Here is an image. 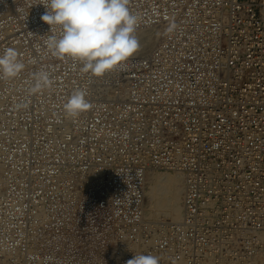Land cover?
Wrapping results in <instances>:
<instances>
[{"label":"built area","instance_id":"1","mask_svg":"<svg viewBox=\"0 0 264 264\" xmlns=\"http://www.w3.org/2000/svg\"><path fill=\"white\" fill-rule=\"evenodd\" d=\"M6 1L10 5L13 4V0ZM22 1L24 2L18 3L16 9L12 11L10 18L13 23L12 27H16L12 37H16L15 35L18 34L22 35L21 38L26 39L31 23L27 24L28 26H24L22 23L28 22L26 17L34 8L35 0L28 4L25 3L26 0ZM140 1L138 0V3L133 5L128 4L130 12L139 17V24L147 25L154 22L164 29L171 28L170 35L164 37L165 50L168 53L161 57L163 61H159L157 67L154 65L155 62L151 55L145 59L129 58L112 70L113 77L111 78L108 76L109 72L99 78L92 76L91 73H84L81 77L88 80L85 98L90 102L91 107L85 111L86 114L81 122L79 133H74L75 131L72 130V135L67 133L63 139H54L56 147L48 148V144L47 146L38 145L34 148L36 154L34 156L31 151L32 143L39 136L34 132H38L43 125L49 122L42 121L43 117L47 115L34 113L35 105L33 106L32 99H30V108L25 110L21 108L20 114L24 118L21 128L27 138L23 148L25 156L21 160L22 166L26 167L23 170L26 174L23 187L25 192L23 193V189H18V186H15V188L12 187L14 191L11 196L7 194L0 198V223L4 221L6 224V226L0 224V250L13 248L18 253L16 256L12 254V258H6L0 253V264H33L32 262H34L32 258L28 257L31 244L30 231L33 228L31 227L33 224L31 191L38 192L37 189H33L36 185L31 180L30 171L34 169L40 178H43L46 171H49L47 181L56 186L59 184L55 182L59 173L65 169L73 171L79 167L87 168L95 165H99L103 169V172L97 177V181L91 187L88 185L83 190L78 188L76 178L70 182L67 178L62 180L59 189L69 187L70 196H72L66 210L68 220L63 226H60L57 224L58 218L54 217L50 225L47 223L45 226L34 228L41 235L50 232L52 236L48 241H41L42 248L45 249L36 253L37 257L41 259L38 264L59 263L54 260L53 255L54 252L56 253L57 247H60L56 242L58 236L53 238V234L59 232V238H62L73 235L71 233L76 230L79 232L103 231L109 226L113 230L114 227H119L121 233L132 236L131 224L134 226V230H143L144 226L139 225V218L136 217L135 212L137 199H139L137 186L141 180V171L143 173L145 169L138 163L141 157L138 154L139 151L131 153V157L130 153L125 154L124 152L137 150L142 145V143L137 144L136 140L131 141L128 136L135 133L134 135L141 141L150 131L155 132L157 139L156 142L151 139L150 145L156 147V152L151 157L166 159L168 153L171 157L170 151H180V160L178 158L176 163L169 162L172 165H178L182 160L181 168L190 178L187 191L188 202H186L190 213L188 212L187 215L195 223L191 226L186 224L184 230L178 231L175 226L169 227L163 236L165 238L163 244L167 245L173 237L170 244L177 247L179 243L177 234L182 231L187 232L188 245L184 254L191 259V264L195 261L193 258L197 259L199 255L207 252L210 248L221 252L226 242L236 244L235 253L232 251L230 255L238 257L239 263L263 247L260 242H255V237L251 235V232H264V0H172L173 2L179 1L177 6L172 9L162 7L159 0ZM147 1V6L136 13V9ZM168 2L169 0H165V3ZM182 15L188 21L185 26L181 21H179L180 25L178 24V18H181ZM2 18L0 16V20ZM144 20L147 22L144 23ZM199 31L202 32L200 36L202 46L200 45L199 48L195 42L193 46L185 48V53H190L187 51L188 49L197 50L195 54L200 58L196 56L198 69H210L208 74L203 72L202 82H199L196 90L193 86L194 81H192L196 70L193 68V65L195 67L194 61L191 63L193 57L180 59L181 56H177V52L173 53L172 44L175 43L177 47L183 46L182 48H184L182 44L184 40H190L187 33H194L193 35L199 38ZM26 43L32 47L30 40L26 39ZM203 54L206 58L203 57ZM221 55L226 58L223 67H219ZM58 60L61 61V59H57L50 65H45V60L38 59L36 61L37 68L51 73L50 69L58 65L55 63ZM181 62L186 63L187 68L182 67ZM142 63H149L147 73H151V77L155 75L154 70L159 71L162 77H173L177 72H181L182 75L179 78L183 77L190 82L183 81V83L181 81L175 84L173 81L169 89L165 87V95L160 93L156 99L147 102L148 108L151 110L150 113L147 111L142 113V110H139V105L142 103L144 107L146 101L142 98H148L151 93L155 94L156 90L153 86L156 85V77L151 78V82L148 83L152 89L151 93L143 92L138 98H135L131 93V98L126 100L117 96L108 97L109 93H114L119 88L127 91L125 87L130 84L129 77H132L127 74L129 69L135 68L138 73H144L146 69ZM242 70L244 74L241 78L239 72ZM60 72L63 74L62 71ZM203 80L207 81V88H205ZM50 81L55 88L65 87L57 81L52 79ZM174 86L180 91L181 96H175ZM65 90H58L52 96L48 93L37 92V94L35 93V102L43 113H46L45 104L50 103V108H54L53 113L48 112L52 119L57 114L62 117L64 116V105L75 93L72 89ZM192 91L195 94L198 93L191 99ZM93 93L100 95L95 96ZM39 95L42 96L40 102H38ZM108 105L119 108V112L105 113V106ZM151 106L154 110L151 109ZM125 108L128 109L124 111ZM175 108H177L174 113L176 120L170 121L171 115L174 116ZM220 127L222 132L219 131ZM233 128L237 130L235 131ZM244 129L254 131L255 136L246 135L243 132ZM8 131L11 133L10 135L14 132L12 129H8ZM104 131L109 140H112L110 144H107L104 139L106 135H101V132ZM93 133L96 135L93 136ZM63 140L69 142L70 146L67 152L61 153L57 149L59 148L57 143L61 142L64 145ZM17 141H19L17 137L11 141L8 138L6 141L4 137L0 138V152H3V158L5 153L6 156L11 153L8 151L15 152ZM2 143L7 146L3 147ZM106 144L109 145V149H107L108 146H105ZM243 144L245 146H242ZM23 145L21 144V146ZM46 148L49 154L41 157L40 154ZM115 149L124 156L120 164L113 156ZM112 157H114V161ZM4 162L6 165L15 163L13 160ZM208 162L214 163L217 169H220L219 178L216 181L212 179L211 186L206 185L207 180L205 179L206 171L204 169ZM6 165L5 167H7ZM236 169L241 174H235ZM202 181L204 182L201 183ZM202 191L208 196L212 195L211 198H214L213 192H216L217 197L215 198L221 201L217 207L215 220L210 223L201 218L198 210L199 205L197 204L205 198L200 195ZM41 192L44 195H49L44 191ZM241 196L245 201L239 203L238 198ZM51 199L60 204L65 202L61 195L56 198H46L45 201ZM48 204L44 203V205ZM237 206H241V209L235 212V219L233 220V217L230 223H226L227 230H221L222 225H225V219L222 220V217H227L230 207ZM52 212L53 210L49 211V213ZM100 212L104 214V218H99ZM124 212H128L127 215L131 218L123 222L107 221L112 214L120 218ZM20 213H22L21 218ZM6 219L9 225L5 221ZM89 219L95 220L97 225L91 226ZM242 234L247 235L243 236ZM214 242L217 245L210 247V243L214 244ZM181 247L184 248V246ZM175 256L179 255L176 254L172 258ZM3 258L7 261H3Z\"/></svg>","mask_w":264,"mask_h":264},{"label":"bare ground","instance_id":"2","mask_svg":"<svg viewBox=\"0 0 264 264\" xmlns=\"http://www.w3.org/2000/svg\"><path fill=\"white\" fill-rule=\"evenodd\" d=\"M32 0H26V4L30 3ZM140 1V0H139ZM149 1V0H148ZM148 1L143 4L141 7L136 9V13H139V11L147 6ZM162 3V7H167L168 9H172L173 7L177 6L179 1L173 2L172 0H169L168 3H165V0H159ZM24 1L22 0H13V4L10 5L6 0H0V16L3 18L1 19L2 22L0 23V54L3 53V51L6 48H14L19 53L18 59L22 61L25 65V67L21 70V72L12 79H0V91L4 89L0 93V138L4 137V140L6 141L7 138L11 141L15 137L19 139V141L16 142V150L15 152L10 150L8 156H6V153L4 154V158L2 157L3 152H0V198L5 197V195L13 193L15 186H18V189H23L25 186L26 181V174L23 170L26 169L25 166H22L24 156H25V149L24 146L26 145L25 142L27 141V138L25 137L24 130L21 128L22 122L24 121V118L21 116V108L22 109H28L31 107L30 99H32L33 106L35 105L34 113L38 115H47L46 117H43L42 121H48L49 123L43 125L41 123V128L38 130V132H34L35 134H38L37 138H35V142L32 143V155L35 154V149L38 145H46L48 144V148L56 147L54 139L57 138H64V135L67 133H70L72 135V130H74V133H79V128L81 126V122L83 118L85 117L84 114L86 112H82L80 115L76 117H68L65 114L64 116H57L53 119L51 118L49 113H53L54 108H50V103L45 104L46 107V113H43L37 105V102H35V93L37 92H44L48 93L50 96L55 94L58 90H65L72 89L73 91H85L87 92V85L86 83L88 80L84 77H81L84 75V73H89L83 71V65L81 62L74 61L69 58H65L61 61H57L55 63H58L57 66H54L50 69L51 73L47 71L48 77L51 80L57 81L60 85L65 86L64 88L58 89L53 86V83L51 82L48 85H45L38 89L36 92L31 91V88L36 84V76L35 74L38 72H41L37 68V62L38 59L44 61L45 65H50L53 61L57 60L58 58L54 57L51 54V51L47 48L46 40L48 36L56 34L59 35L58 31H49V26L44 24L40 18L45 12V5L46 0H35L33 3V7L31 13L26 17L28 22H23L22 25L28 26L30 23V27L28 28L27 33V40H30L31 45L26 43V39L21 38L20 36L16 34V37L13 36V30L16 29V27H12L13 23L11 20L10 14L14 9H16V6L18 3H22ZM141 2V1H140ZM138 3V0H129V4L133 5ZM42 10V11H41ZM25 13V12H22ZM27 15V14H26ZM194 15V14H193ZM196 17V15H194ZM189 19V18H188ZM0 20V21H1ZM33 22H32V21ZM179 21L182 22V25H187L188 21L184 18L182 15L181 18H178V24L180 25ZM144 23L147 21L144 20ZM28 24V25H27ZM33 24V25H32ZM31 28H33L31 30ZM194 33H187L190 40H184L182 43L183 46H176L175 43H173V49L174 52H177V56H181L180 59H184V57H193L191 60V63L195 64V67L193 65V68L196 70L194 71L193 77L194 81L193 86L198 89L199 82H202V78L205 72L208 74L210 72V69H203L196 66L197 65V58H196V51L195 49H188L190 53H185V48L189 46H193L195 42L197 43L198 47L200 48V36L202 34L201 31H199V38L193 35ZM136 38L139 41V48L138 51L130 58H140L145 59L151 56L155 62V66L158 64V62H162L161 59L162 56H164L166 53H168L165 50V41L164 37H168L170 35V32L168 29H164V27H160L159 24H156L154 22L148 23L147 25H141L138 23L136 27V31L134 33ZM26 37V35H23ZM29 36V37H28ZM193 43V44H192ZM202 46V45H201ZM184 49V50H183ZM193 51V52H192ZM205 57V54H203ZM160 56V57H159ZM199 58V56H197ZM206 58V57H205ZM200 59V58H199ZM225 57L224 55H221L220 61H219V67H223L225 65ZM182 67L187 68L186 63L181 62ZM144 66L145 72L138 73L137 69H129V72L127 74L132 75V77H129V83L125 89L119 88L114 93H109L108 97L113 98L115 96L122 98L123 100L130 99L131 93L134 95L135 98H138L140 94L148 93L152 91V89L148 86V83L151 82V78L155 79V84L153 88L156 90L155 94L151 93L148 98H142V100H145L144 102L146 105L143 107V104L141 103L139 105V110H142L141 112L147 111L148 113L151 112V110L148 108L149 104L147 102L156 99L160 93L162 95H165L164 88L167 87V89L170 88V84L174 81L175 84L180 83L181 81H187L185 78L181 77L179 78L182 73L177 72L176 75L173 77H162L160 75L159 71L154 70L155 73L154 76L151 77V73H147V69L149 68V63H142ZM131 66V65H130ZM186 66V67H185ZM157 67V66H156ZM63 68V69H61ZM32 69V70H31ZM31 70V73L29 72ZM114 70V69H113ZM62 71L63 74L60 72ZM204 72V73H203ZM250 72V71H248ZM53 74V76H52ZM241 74V75H240ZM244 74V71H240L239 75L242 78V75ZM109 78L113 77V71H110L108 74ZM149 76V77H148ZM207 79V78H206ZM191 81V82H192ZM207 81H209L207 79ZM207 81L203 80V84L205 85V88H207ZM184 83V82H183ZM76 87V88H75ZM173 93L175 96H181L182 94L177 89L176 86H174ZM163 90V91H160ZM64 91V92H65ZM200 92V91H199ZM129 93V94H128ZM198 93V92H197ZM197 93L195 94L194 91L191 92L190 98L196 97ZM95 96H99L100 94L93 93ZM168 94V93H167ZM246 94V93H245ZM34 98V100H33ZM42 99V96L39 95L38 102ZM2 107V109H1ZM128 108H125L124 111H126ZM151 109L154 110V108L151 106ZM105 113H115L119 112V108H115L111 105L105 106ZM177 108L173 110V115ZM182 111V109H181ZM49 112V113H48ZM21 117V118H20ZM52 119L51 121H49ZM179 118L177 117V120ZM22 120V121H21ZM176 120L175 115L170 118V121ZM21 121V122H20ZM169 121V123H170ZM80 124V125H79ZM20 126V127H19ZM171 126V125H170ZM8 129L14 130L13 134L10 135ZM235 131L237 129L233 128ZM247 129H244L243 132L246 135H249L251 137L255 136L254 131H246ZM155 131V130H154ZM219 131L222 132L221 127L219 128ZM40 132V133H39ZM49 133V134H46ZM230 133V132H229ZM105 134L106 136H104ZM135 134V133H134ZM128 136L131 141H137V144L142 143L141 147H138L137 150L133 149L132 151H125L124 153H131L134 154L137 151H139V155L141 156L138 160V163L144 166L145 171L140 175V182L137 186V190L139 193V199H137V205H136V217L139 218V225H143V230H134V226L131 224L130 229L132 230V236L128 234H123L120 232L119 227H114V231L111 227H107L103 230L105 242H101L100 244H96L95 242L91 243L89 245L90 250L94 253L92 255L93 259L97 261L100 259L101 262L106 261L109 264H126L128 260L132 258L133 255H153L158 256L159 264H191L189 257L184 254L186 252V246L188 245V240L185 231H182L177 234V240L179 241V245L177 244V247L175 245H171V238L169 243L167 245L163 244V241L165 238L163 236L165 235L166 231L169 227L175 226L178 230H184L186 224H194L195 222L191 219L190 216L187 215L188 206L186 202H188V186L190 183V178L187 175V173L181 168L183 162L180 161V164L178 165H172L169 161L176 163L177 159L181 157V153L176 151H170L168 155H166V159L161 158H152L151 155L156 152L155 145H150L152 142L151 139L156 142V135L155 132L150 131L147 132L145 135V138L143 140H139L135 135ZM224 134V133H223ZM96 133H93V136H95ZM101 135L104 136V139L107 144H110L112 140H109V137L107 133L101 132ZM98 136V134H97ZM102 139V136H100ZM223 138V137H221ZM222 140V139H221ZM64 141V140H63ZM20 144V145H18ZM21 144H24L21 146ZM105 145L107 149H109V145ZM3 147H6L7 144H3ZM57 148L61 153L67 152L70 143L64 141V145L61 144V142L57 143ZM242 146H245L243 144ZM180 147V146H177ZM113 150V147H112ZM49 154V151H47V148L45 151H43L42 154H40L41 157H44L45 155ZM114 157H116L118 164L122 162L124 159L123 154L115 149L114 150ZM114 157L113 161H114ZM5 159V160H4ZM13 160L15 163H10L6 165L4 161ZM133 160V159H132ZM134 162V161H133ZM152 164V165H151ZM5 165L7 167H5ZM40 165V163H39ZM101 166L95 165L92 167L82 168L79 167L77 169L68 170L62 168L63 171H61L58 175V179H56L55 182H58L59 184L51 185V182L48 180V174H50L49 171H46L43 178L39 177V174L35 171V169L31 172V180L32 182L37 186L33 187V189H37L38 192L31 191L32 192V200L31 207H32V213L31 218L33 219V224L31 225V233H30V248L28 251V257L32 258L34 262L33 264H38L41 260L40 257H37L36 253L40 251L41 249L44 250L45 248H42L41 241L48 239L51 236L50 232H46L45 234L41 235L37 230L34 228H38L40 226H45L47 223L50 225L54 217L58 218V223L60 226H63L64 223L68 220L66 216V210L69 205V201L72 196L71 190L69 187H65L63 189H59V186L64 178H67V180L70 182L71 180L77 179V185L80 190H83L86 188V186L90 185V187L97 181V177L103 172V169L100 168ZM204 169L205 172V179L207 180L206 185L211 186L212 179L217 180L219 178V168L217 169L216 165L212 162H208ZM6 168V171H5ZM77 170V171H76ZM76 171V172H75ZM29 172V174H30ZM75 172V173H73ZM235 172V171H234ZM235 174H241L239 173V170L236 169ZM47 177V178H46ZM189 178V181H188ZM53 182V181H52ZM202 181L201 183H203ZM220 183V182H218ZM33 184V185H34ZM44 193H47L49 195H44ZM50 191V192H49ZM23 193L25 190L23 189ZM42 194V195H41ZM210 194V193H209ZM19 195V193H17ZM58 195H61L64 198V203L60 204L56 200H49L45 201L46 198H56ZM200 195L205 196V198L202 199V202L197 204L198 210L200 211L201 218H204L208 223L213 222L216 217L217 207L220 200L216 199L217 197L216 192H213L212 195L205 194L204 191L200 192ZM34 196V197H33ZM201 196V197H202ZM16 197V196H15ZM14 197V198H15ZM191 198V197H190ZM16 199V198H15ZM239 203L244 202V197L241 196L238 198ZM44 203H49L48 205H44ZM52 204V207H51ZM241 207V206H240ZM239 206L237 207H230L229 211H227V217L223 216L222 220L225 219V225H222L221 230L225 231L227 230L226 223H230L231 219L234 217L235 212L240 211ZM52 213H49V211H52ZM116 212V211H115ZM57 213V214H55ZM128 212H124V214L120 215V218L115 217V215L112 214L110 218L107 219L109 222H116V221H126L130 219L131 217L127 215ZM20 218L22 213L19 214ZM193 217V215H192ZM99 218H104V214L102 212L99 213ZM3 219V218H2ZM194 219V218H193ZM235 217L233 218V220ZM1 221V219H0ZM8 224V220H5ZM202 221V220H201ZM138 220L136 221L137 225ZM3 223V224H2ZM0 223L1 225L6 226L5 222L3 221ZM9 225V224H8ZM57 225V226H59ZM243 236H246L247 234H242ZM251 235L255 237V242H260L263 247L252 254L250 257L242 260V262H245L247 264H264V232L256 231L253 233L251 232ZM58 236V237H57ZM60 232L58 234H53V238H56V242L60 246L65 245H81L83 246L85 243L83 240H81L77 234H73L71 236H66L59 238ZM168 238V237H167ZM71 242V243H67ZM99 242V241H97ZM182 242V243H181ZM112 246L113 249L103 250L104 246ZM217 245L216 242L214 244L210 243V247H214ZM232 242H226L224 245V249L221 252H216L212 248H210L207 252L201 254L198 256V258L194 259L192 264H243L242 262L239 263L238 257H234L233 255H230V253L233 251L235 253L234 248L236 247V244L233 246ZM80 246V248H81ZM181 246H184L181 247ZM111 248V247H110ZM106 249V248H105ZM0 253L4 255L6 258H12V254L16 256V253L13 248L6 249V250H0ZM89 254V253H88ZM178 254L179 256L174 255ZM103 256V257H102ZM106 256V257H105ZM88 257L91 259V255L89 254ZM105 257V258H104ZM6 260L3 258V261ZM7 261V260H6ZM96 261V262H97ZM93 262V260H92ZM99 263V262H97ZM104 263V264H105ZM107 263V264H108ZM102 264V263H100Z\"/></svg>","mask_w":264,"mask_h":264},{"label":"clouds","instance_id":"3","mask_svg":"<svg viewBox=\"0 0 264 264\" xmlns=\"http://www.w3.org/2000/svg\"><path fill=\"white\" fill-rule=\"evenodd\" d=\"M129 0H46L41 21L49 26L47 48L58 59L69 58L83 65V71L94 77H102L130 57L139 48L134 35L139 17L130 12ZM171 31V28H169ZM14 48H6L0 54V79L15 78L25 67ZM35 92L51 83L48 73L35 74ZM85 91H76L64 105L68 117H76L91 105ZM159 257L133 255L126 264H159Z\"/></svg>","mask_w":264,"mask_h":264},{"label":"rangeland","instance_id":"4","mask_svg":"<svg viewBox=\"0 0 264 264\" xmlns=\"http://www.w3.org/2000/svg\"><path fill=\"white\" fill-rule=\"evenodd\" d=\"M97 201V200H96ZM91 214V212H90ZM94 217V216H91ZM89 224L91 226H96L97 222H95V220L89 219ZM114 231V230H113ZM71 233V232H70ZM71 234H77V236L83 240L86 241L85 245L81 246V245H76V246H58L56 249V253L54 252V260H57V262H59L58 264H104L103 262L100 261V259L97 261L93 259L92 255L94 254L92 252L93 249H89L87 247H89V245L93 242H95L97 245L100 244L101 242H105V238H104V233L103 231H91V232H83V231H73ZM99 241V242H97ZM107 243V242H105ZM81 246V248H80ZM111 247V248H110ZM106 248V249H105ZM109 249V250H108ZM113 247L112 246H108L105 245L103 250H112ZM91 255V259L90 257H88L89 254ZM103 257V256H102ZM106 257V256H105ZM104 257V258H105ZM93 260V262H92ZM99 263H97V262ZM62 262V263H60ZM108 262L106 261L105 264H107ZM109 264V263H108Z\"/></svg>","mask_w":264,"mask_h":264}]
</instances>
